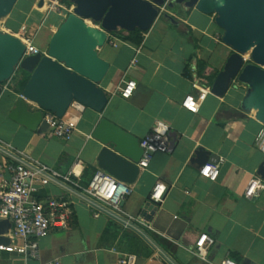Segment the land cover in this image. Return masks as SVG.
Segmentation results:
<instances>
[{"label": "crops", "instance_id": "0c3cea01", "mask_svg": "<svg viewBox=\"0 0 264 264\" xmlns=\"http://www.w3.org/2000/svg\"><path fill=\"white\" fill-rule=\"evenodd\" d=\"M54 1L18 0L11 15L0 22V29L20 39L25 27V35L46 53L57 28L75 7L60 0L62 9L52 11ZM164 13L143 34L141 46L109 34L98 51L110 64L99 85L108 94L109 103L101 115L85 107L68 139L55 137L49 128L31 131L10 119L30 78L18 70L4 84L0 96V142L22 153L27 163H41L62 176L80 161L79 183L87 187L99 170L102 145L91 134L101 118L141 141L157 123H164L169 133L177 135L175 147L172 152L155 153L149 167L140 170L130 185L131 195L124 200L123 217L145 218L144 207L155 185L162 183L167 187L165 197L155 215L145 218L150 229H142L159 236L168 249L164 251L177 264H222L226 259L237 264H264V188L254 201L244 197L249 181L261 177L264 154L256 138L264 129V117L241 109L248 87L237 81L224 97L208 94L196 114L182 106L188 96L197 97L201 88L212 89L234 51L224 43V30L216 24L215 15L184 5L173 11L167 8ZM40 36L43 44L38 45ZM127 81L137 83L130 99L120 95ZM29 106L38 111L35 104ZM74 114L71 111L69 116ZM198 150L211 153L221 163L217 181L200 176L201 168L194 162ZM11 162L0 150V171L5 179L10 175L4 169ZM79 193L61 179L40 187L38 200L69 203L72 215L67 228L55 229L41 239L38 258L28 259L15 252L23 241L10 229L3 236L10 244L0 247V264H119L126 255L136 256V264H168L135 231L104 213L94 217V210ZM202 235L213 240L205 260L195 255Z\"/></svg>", "mask_w": 264, "mask_h": 264}, {"label": "water", "instance_id": "95a60500", "mask_svg": "<svg viewBox=\"0 0 264 264\" xmlns=\"http://www.w3.org/2000/svg\"><path fill=\"white\" fill-rule=\"evenodd\" d=\"M75 7L52 37L46 54L23 57L25 46L19 38L0 29V96L4 84L10 82L18 70L29 74L21 98L10 114V119L31 131L47 130L46 113L64 118L74 101L98 114H103L108 94L99 86L106 78L110 64L99 55L109 38L118 30L147 32L164 11L178 5L196 8L205 15H215L216 24L224 30V43L234 53L217 76L211 93L224 97L233 82L248 87L241 103L245 112H255L264 117V0H65ZM18 0H0V22L11 15ZM43 2L40 3L42 7ZM92 21L97 26L88 23ZM249 60V61H248ZM30 104L38 111L33 112ZM91 137L102 145L98 167L117 180L131 185L136 182L140 169L138 163L144 155L141 140L106 118H101ZM166 151L172 152L177 135L168 134ZM214 159V161H211ZM194 162L200 167L217 163L211 153L198 150ZM259 175L264 180V163ZM166 194V193H165ZM81 197L83 195L79 193ZM165 197V196H164ZM124 206V201L121 207ZM160 203L149 201L144 216L150 220ZM102 212L127 225L122 217ZM11 224L0 221V246L10 244L8 234ZM127 227L144 240L168 264H177L164 249L144 230L133 223Z\"/></svg>", "mask_w": 264, "mask_h": 264}, {"label": "built area", "instance_id": "2783aa9c", "mask_svg": "<svg viewBox=\"0 0 264 264\" xmlns=\"http://www.w3.org/2000/svg\"><path fill=\"white\" fill-rule=\"evenodd\" d=\"M62 9L60 0H55L50 5V10L59 12ZM24 35L20 38L25 46L23 57H28L42 53L36 47L34 40L26 36V28H22ZM137 88L135 81L124 82L120 88V95L125 99H130ZM211 93L210 88H201L197 97L188 96L182 106L191 113H198L201 103L206 96ZM85 106L74 101L65 119L58 118L55 114L46 113L44 121L49 125L53 135L58 138L68 139L75 131L78 123V114L83 112ZM75 114L69 116L70 112ZM169 127L164 123H157L153 132L141 141L144 155L138 163L140 170H145L155 153L166 151L169 145ZM256 145L264 154V129L257 138ZM0 150L8 155L13 162L5 167L9 173V179L4 178L3 171H0V219L7 220L11 224L12 234L22 239L23 244L15 247V252L28 258H38L39 242L41 239L50 235L55 229H65L72 211L68 202L64 200L48 199L40 201L37 199L40 187L47 186L56 179H61L80 191L82 199L94 210V217H99L102 210L106 209L109 214L116 217H123L121 203L131 195L130 185L117 180L104 170H97L89 185L81 187L79 178L81 174V162L78 161L67 175H60L46 165L41 163H27L22 153L13 151L10 147L0 142ZM220 162L208 163L200 169V176L212 182L217 181L220 175ZM264 188V180L261 177H253L244 192V197L249 201L256 200ZM167 187L158 183L155 185L150 201L155 204L161 203L164 199ZM127 225L133 223L139 228L150 229L148 221L142 219H126ZM127 225H125L127 227ZM128 228V227H127ZM142 229V230H143ZM213 244V240L207 235H202L196 244L195 255L205 260L207 249ZM2 247V246H0ZM4 247V246H3ZM136 256L126 255L120 259L119 264H136ZM222 264H237L231 259H226Z\"/></svg>", "mask_w": 264, "mask_h": 264}, {"label": "trees", "instance_id": "16d2710c", "mask_svg": "<svg viewBox=\"0 0 264 264\" xmlns=\"http://www.w3.org/2000/svg\"><path fill=\"white\" fill-rule=\"evenodd\" d=\"M146 32H141L139 30H135L133 32H125L123 30H118L116 32L111 33V36L118 38L122 41H128L131 42L137 46H141L143 43V34ZM29 75V74H28ZM29 78H27L28 80ZM27 80L25 84L27 83ZM148 234L155 240L156 243H158L164 250L168 251V249L165 246L164 241L157 235L148 232ZM176 262V261H175Z\"/></svg>", "mask_w": 264, "mask_h": 264}, {"label": "rangeland", "instance_id": "374dc122", "mask_svg": "<svg viewBox=\"0 0 264 264\" xmlns=\"http://www.w3.org/2000/svg\"><path fill=\"white\" fill-rule=\"evenodd\" d=\"M172 11H173V9H172ZM53 17H55V16L52 15L51 18H53ZM88 23H89L90 25H92V26H97V25H96L95 23H93L92 21H88ZM59 27H60V26H59ZM59 27H58V28H59ZM58 28H57V29H58ZM3 32H4V33H7V34H11V33L7 32L6 30H4ZM13 36H14V35H13ZM15 37H16V36H15ZM16 38H19V37H16ZM40 42H41V43H40ZM42 42H43V41H42V37L40 36L39 39H38V45L43 44ZM248 61H249V60H248ZM66 118H67V117H65V119H66Z\"/></svg>", "mask_w": 264, "mask_h": 264}, {"label": "bare ground", "instance_id": "6f19581e", "mask_svg": "<svg viewBox=\"0 0 264 264\" xmlns=\"http://www.w3.org/2000/svg\"><path fill=\"white\" fill-rule=\"evenodd\" d=\"M44 9H42V11H43Z\"/></svg>", "mask_w": 264, "mask_h": 264}]
</instances>
